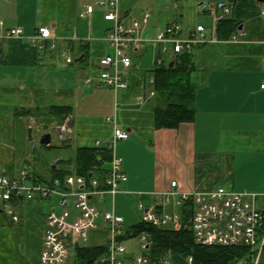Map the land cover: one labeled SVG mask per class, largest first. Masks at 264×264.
<instances>
[{
	"label": "crops",
	"instance_id": "0c3cea01",
	"mask_svg": "<svg viewBox=\"0 0 264 264\" xmlns=\"http://www.w3.org/2000/svg\"><path fill=\"white\" fill-rule=\"evenodd\" d=\"M221 1L233 4L242 22L243 35L236 40L217 37ZM86 2L0 0V30L23 29L21 36L0 39V175L17 177L27 168L30 158L23 129L33 132L36 127L43 135L68 121L70 131L57 142L65 156H58V162L53 157L51 168L73 170L78 149L108 146L116 126L129 132V138L118 140L114 150L128 180L120 182L114 196L93 197L101 210L115 212L101 200L108 196L114 201L124 194L138 198L139 209L141 204L153 206L176 181L181 192L225 188L250 198L255 194L264 211V2L120 0L126 26L147 11L150 18L141 27V46L130 51L133 65L125 75L129 88L117 92L98 79V60L111 51L107 35L112 23L105 20L101 7L81 17ZM172 24L181 26L184 38L203 25L208 39L191 50L194 120L176 128H158L151 96L153 70L159 66L158 58L168 62L174 53L170 43L156 38ZM45 25L52 36L34 44L32 35ZM52 108L63 110L51 112ZM28 169L34 177L51 179V172ZM94 178H100L103 186L102 174ZM58 200L59 195L21 198L15 206L18 222L0 203V264H41L47 213ZM109 235V226L102 223L92 232L89 246L105 244ZM67 243L70 264L76 246L71 238Z\"/></svg>",
	"mask_w": 264,
	"mask_h": 264
},
{
	"label": "built area",
	"instance_id": "2783aa9c",
	"mask_svg": "<svg viewBox=\"0 0 264 264\" xmlns=\"http://www.w3.org/2000/svg\"><path fill=\"white\" fill-rule=\"evenodd\" d=\"M119 5L120 0H88L80 13L81 17L91 16L97 7H101L105 10V20L112 23L107 35L111 51L98 60V79L115 92L129 88L125 75L133 65L130 51L141 46L143 42L141 27L150 18V11H147L142 18L133 19L131 26H126L121 20ZM217 7L221 13L216 16V23L231 15L233 9L231 3L221 1ZM2 27L1 21L0 28ZM193 32L197 34L181 37V26L172 24L158 34L156 41L170 43L173 53H180L192 50L194 44L208 39L203 25H197ZM22 34L23 29L19 27L4 32L0 30V39ZM242 35L243 31L238 29L232 35V39L236 40ZM51 36V28L45 25L39 27L31 40L36 44L38 39L46 40ZM166 49L164 47L163 50ZM67 59L72 61L70 57ZM162 62L163 59L158 58L157 63L160 65ZM86 81L90 83L92 78L88 77ZM151 81L154 83V78ZM154 95L155 90L151 89V96ZM54 128L61 141L65 139V133L70 131L68 121L56 124ZM127 138L129 132L115 126L113 140L108 144L113 157L108 175L101 187L99 179L91 177L88 183L85 177L77 174L66 177L65 188L59 187V180L55 181L54 186L34 183L33 174L28 168H23L17 177L0 175V203L15 222L20 220L15 206L21 198L30 199L36 195L49 198L59 195L57 205L47 213L48 228L43 238L41 264H67L70 256L67 240L71 238L75 246L82 245L81 242H89L92 232L100 229L102 223L109 226L110 235L105 244H102L106 245L108 250L99 259V264H173L171 255L166 254L153 259L143 252V249L150 246L148 234L138 237L141 243V251L138 254L128 252L124 241L119 240V236L126 229L122 227L124 217L114 211L101 210L100 204L93 199L96 195L103 198L106 193L114 196L118 192L120 182L128 180L127 173L122 169V159L114 154L116 142ZM55 161H59L58 156L55 157ZM176 186L177 182L173 181L171 188L161 193L153 206L146 207L141 204L140 209L143 211L141 219L157 226L174 229H179L187 223L198 243L209 246L245 245L251 250L253 264L259 263L264 249V211L258 206L255 194L250 198L246 194L229 192L225 188H216L206 193L181 192ZM183 214H187L186 222ZM192 260L193 258L189 257L188 264H192ZM232 264L247 262L238 260Z\"/></svg>",
	"mask_w": 264,
	"mask_h": 264
},
{
	"label": "trees",
	"instance_id": "16d2710c",
	"mask_svg": "<svg viewBox=\"0 0 264 264\" xmlns=\"http://www.w3.org/2000/svg\"><path fill=\"white\" fill-rule=\"evenodd\" d=\"M233 5V4H232ZM241 20L235 14V8L231 15L223 18L217 24V37L219 39L231 38L241 26ZM173 65L171 66V63ZM191 50L174 53L170 61H163L153 70L154 83V112L155 122L158 128H176L182 122H191L195 118L194 97L196 88L191 83L189 75L192 69ZM61 108H52L51 112H62ZM60 115V114H58ZM65 116V115H63ZM62 120V116L60 117ZM48 147H56L50 144ZM112 150L108 146L93 148H79L73 160V170L51 168V179L32 178L34 183L55 185L60 181L59 187L65 188V179L68 175L77 174L86 178L89 183L91 177L102 174L103 180L108 175ZM100 180V178H98ZM182 212V209H181ZM187 214L183 219L187 221ZM183 224L179 229L154 225L151 222L140 220L127 227L119 240L126 241L138 238L142 234H148L150 246L143 249L145 254L153 259H158L167 252L171 253L173 264H188V258L192 257V264H232L238 260H245L247 264H253V255L249 247L245 245L209 246L198 243L192 229ZM107 246H83L75 247V259L70 264H99V259L107 253ZM258 264H264V249Z\"/></svg>",
	"mask_w": 264,
	"mask_h": 264
},
{
	"label": "rangeland",
	"instance_id": "374dc122",
	"mask_svg": "<svg viewBox=\"0 0 264 264\" xmlns=\"http://www.w3.org/2000/svg\"><path fill=\"white\" fill-rule=\"evenodd\" d=\"M22 130V128L20 129ZM29 129H23L21 134L22 138H25V143L27 147V153L29 156V161L25 163L27 168H37L41 173L48 174L51 172L52 162L51 160L53 157L60 156L64 157L65 154L61 151L60 148L57 147L58 143L61 140L57 136V130L52 128L50 132L52 133V140L53 145L56 147H48L46 145L41 144L40 140L42 134H40L36 127H34L32 132V139H29ZM21 138V139H22ZM64 159V158H63ZM57 198V197H55ZM105 203L106 209L115 210V213L118 215L124 216L125 221L122 224V227L125 229L134 223H137L141 220L143 215V211L139 209L140 200L134 196H127V195H120L116 196L115 200L109 198L108 196L105 197L104 200H101ZM118 212V213H117ZM120 213V214H119ZM91 243L89 242H82L83 246H86ZM128 252L138 254L141 251L140 248V241L138 238H132L124 241ZM72 253V252H71ZM167 255H171L170 252L166 253ZM164 254V255H166Z\"/></svg>",
	"mask_w": 264,
	"mask_h": 264
},
{
	"label": "water",
	"instance_id": "95a60500",
	"mask_svg": "<svg viewBox=\"0 0 264 264\" xmlns=\"http://www.w3.org/2000/svg\"><path fill=\"white\" fill-rule=\"evenodd\" d=\"M259 2H264V0H258ZM241 29V27H240ZM173 62L171 63V66ZM29 139H32V128H29ZM41 144L49 146L52 143V133L50 131L44 133L40 140Z\"/></svg>",
	"mask_w": 264,
	"mask_h": 264
}]
</instances>
